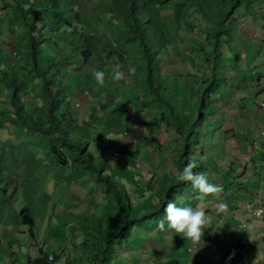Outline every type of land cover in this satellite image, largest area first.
Returning a JSON list of instances; mask_svg holds the SVG:
<instances>
[{
  "label": "crops",
  "instance_id": "obj_1",
  "mask_svg": "<svg viewBox=\"0 0 264 264\" xmlns=\"http://www.w3.org/2000/svg\"><path fill=\"white\" fill-rule=\"evenodd\" d=\"M36 1L0 0L1 84L6 83L5 76L13 75L14 71L19 72L20 45L26 34L24 12L29 15ZM98 1L100 6V0ZM72 3L75 17L71 23L77 20L79 30L87 32L88 28L91 33L93 22L90 18L81 19L77 15L80 4L77 0H72ZM103 6L101 5L102 8H108ZM238 9H241L243 17L232 19V30L221 45L222 56L216 67V78L213 80L214 65L209 69L205 67L204 76L201 77L195 74L196 65L192 64L193 69L189 68L182 72V77L172 80L170 91L175 96L174 114L179 115L176 126L172 128L164 121L157 124L153 115L149 117L143 114L147 101L141 95L142 87L128 76V65L125 66L118 57L111 55V72L107 73L110 66L94 69L103 71L108 76L111 74V77L116 71L125 73L121 82L112 79L111 83L107 82L111 89L98 87L92 77L93 72L91 71V76H87V66L78 63V59L75 64L65 63L63 68H59L68 105L77 116L74 141L88 146V153L96 164V157L92 153L99 154L104 150L95 148L92 153L89 152V139L83 136L88 129L83 126L84 119L88 117L87 111L97 114L98 120H102L103 115L111 114V127H114L127 156L120 158L115 154L101 163L106 165L108 161L111 163L112 160L117 162L120 159L122 164L118 163L119 160L118 165L127 168L129 174L136 173L137 179L131 183L129 190L123 186L118 190L120 195H113L107 188L112 182L103 171L102 176L96 180L82 165H68L60 161L51 152V145L21 146L22 138L37 134L22 128L18 122L17 125L4 123V127L0 128V155H4V160H7L0 165V197L4 203V209L0 208V247L5 244L11 250V243L22 234L26 235L27 232L19 230L23 225L19 213L28 206L35 221L33 233L31 229L29 232L33 239L30 247L34 249L36 258L46 254L56 256L62 264H93L89 255L81 249L87 244L79 245L78 239L75 243L79 247L74 246L73 242L71 251L68 247H63L61 242L59 245H48L45 239L48 229L53 225L56 227L58 224L60 228L64 225L66 238L71 222L88 221L90 229L99 226L100 233L94 230V234L87 231L83 234L87 238L92 236L96 243L105 245L106 237L101 234H111V219L114 222L120 221L122 209L130 217H142L155 209H162L168 185L177 180L178 172L187 163L195 161L197 167L193 171L206 174L210 182L222 186L221 199L228 204L224 212H217L212 206L207 207L211 221L202 237L204 245L194 247L191 241L174 236V233L169 235L166 224L163 231L159 228L152 229L157 218L163 219L158 213L152 215L153 221L134 225L124 239L114 245L115 252L111 260H105L107 264H253V261L255 264H264V222L252 219L246 210L248 204L256 208L264 204V109L259 107L264 102V0H241ZM109 11V8L108 11L104 10ZM112 19L111 13V21ZM115 27H119V24L111 26L112 32ZM68 52L59 47L54 55L58 58L67 57ZM190 62L196 61L193 62L191 58ZM78 88H82L84 93H80ZM67 91L71 93L70 97ZM101 92H105L104 97L100 101H94L92 98L99 96ZM202 97L204 110L198 118L199 107H195L198 111L194 114L193 122L189 123L188 108L196 105ZM8 99L0 96V116L10 107L11 100ZM40 101L42 102L41 99ZM26 105L35 111L42 107V104L37 107L35 102ZM124 108L137 110L138 117L135 121L133 115L128 117L127 125L131 130L124 129V113L120 111ZM162 108L164 107H160ZM11 109L14 112L13 107ZM146 129L155 134L154 140H150L144 133ZM132 132L142 134L134 137ZM12 139L15 140L11 141L12 145L3 144ZM16 142H19L18 145H13ZM53 166L57 168L55 171ZM9 176L10 186L7 184ZM31 179L35 184L30 186L28 182ZM22 185L23 190H19ZM196 194L189 182H181L173 199L179 207H195L198 203ZM116 197L120 198L119 201ZM113 201L120 206L115 208ZM102 224L106 225L105 230L101 228ZM76 232L80 233L79 229L76 228ZM48 246L51 249L58 247L61 256L50 252ZM30 258L24 256L21 264H27ZM102 262V259L97 258L95 264ZM0 264L15 262L0 259Z\"/></svg>",
  "mask_w": 264,
  "mask_h": 264
},
{
  "label": "trees",
  "instance_id": "obj_2",
  "mask_svg": "<svg viewBox=\"0 0 264 264\" xmlns=\"http://www.w3.org/2000/svg\"><path fill=\"white\" fill-rule=\"evenodd\" d=\"M231 2L234 4L222 12L217 21L218 25L207 30L208 38H211L214 46L213 55L207 56V62L215 63L216 65L214 66L213 80L217 76L216 67L219 65V60L222 56L221 45L229 37L232 30L230 22L235 15L239 0H231ZM71 4L72 0H37L35 6L33 4L30 9L29 15L24 12L26 34L24 41L20 45L19 72L14 71L11 76L4 75L6 83L10 87L11 104L8 113L14 114L15 121L17 120V122L22 124L30 133L39 135L42 132L43 138L47 137L50 140L51 152L60 161L68 165H82L92 175L94 174L93 171L97 170V166L88 153V146L73 139L74 134H76L74 128L77 125V116L68 105L64 83L61 79L63 77H61L58 69L63 68L65 63L74 64L71 63V60L76 61L77 59L78 63L85 65L87 54L90 51H95L94 41L99 38L86 35V33L71 24V18L75 13ZM161 4V0H109L110 12L116 16L119 22L121 21L124 27L118 29L119 37L125 40L129 46L134 47L137 55L141 58V66L134 63L138 75L135 74L131 77L138 86L145 88L149 94L148 101L145 99L147 101L146 107L149 106L148 102L152 104L159 101L160 103L157 106H165L175 116V120H178L179 115L174 114L175 111L170 106V102L166 99L164 100L162 93L159 92V90L162 91V87H160L162 86L160 56L166 52V47L170 44V40L167 39V35L158 21L160 15L158 7ZM183 24L186 25V21L181 20L180 26ZM60 37L68 39L64 42L59 39ZM59 44H62V46ZM59 47L63 51L69 50L67 57L58 58L54 55V52ZM111 48L112 44L109 43L107 52H104L106 56L115 55L126 66L128 56L119 49V46L112 48V52ZM71 57L72 59H70ZM95 59L96 57H93L92 62ZM140 70L142 71L141 73ZM85 74L91 76V71L87 69ZM18 76L24 78L25 85H19L16 82V77ZM32 78L33 81H31ZM28 79L29 81H27ZM30 82L34 84L33 90L40 87V94L37 98L42 99V107L37 111L26 105L23 100V97L30 93ZM17 89H20L22 94L18 95ZM203 103L204 100L202 99V105ZM12 107L14 112H12ZM120 111L131 114L132 110L124 108L120 109ZM183 127H181V130L186 132L187 128L184 127V130ZM132 134L134 137L136 136L135 132H132ZM136 134L141 135L142 133L137 132ZM4 158V155H0V165ZM101 176L102 173H99V178ZM8 178L7 184L10 186L11 176ZM180 184L181 182L174 180L168 185L162 211H164V206L169 200H174V192L180 187ZM108 188L112 192L114 185L110 184ZM116 199L119 201L120 198L116 197ZM157 210L155 209L151 214H146L142 217H130L122 209L120 214L123 215L120 221L114 222L111 219V234L104 239L106 243L104 251L107 252L108 250L109 253L110 246L112 256L115 252L114 245L121 242L134 225L153 221L152 215ZM19 216L24 225L31 227V233H33L35 221L31 208L28 206L24 207ZM96 257L98 258V256ZM105 260L102 264H107ZM28 264L54 263H50L48 255L43 254L37 259H29Z\"/></svg>",
  "mask_w": 264,
  "mask_h": 264
},
{
  "label": "rangeland",
  "instance_id": "obj_3",
  "mask_svg": "<svg viewBox=\"0 0 264 264\" xmlns=\"http://www.w3.org/2000/svg\"><path fill=\"white\" fill-rule=\"evenodd\" d=\"M77 2L80 4V6L78 5L79 11L77 15L81 16L80 18L84 20H86L87 18H90L91 21L93 22L92 23L93 30L91 33H89L88 28H86L87 32H84L83 30L81 31L86 33V35L92 36L94 38L95 37L99 38L98 40L94 41L95 51H90L87 54V62H85L87 69L94 72V69L96 68L101 69V68H106L110 66L109 68H107V73L111 72V57L106 56V54L104 53V52H107L106 50H107L109 43L112 44V48L114 47L117 48V46H119V49H121L128 56L127 58L128 67L129 66L134 67V63L136 65L141 66V58L139 55H137L136 49L132 46H129L127 42L121 39L117 33L119 28H124L121 21L119 22V20L116 18L114 14H112L113 19L111 21V12L110 11L104 12V10L108 11L109 0H100V4L103 6V3H104L105 6L103 7H108V8H102L101 5L99 6L98 0H79V1L77 0ZM161 2L162 4L160 5V7H158V9L160 10L158 21L161 25L162 30L166 33L167 39L170 40V44H168V46L166 47L167 51L160 56L161 68H162L161 78H160L162 82V86L160 87H162V91L159 90V92L162 93L161 94L162 98L164 100L166 99L167 101H169L170 106L173 108V105H175L173 98H175V96L170 91L173 79L177 80L179 77H182L183 76L182 72H185L189 68H192L191 66H193L194 64L196 65V67L193 66L196 69V70L194 69L196 72L195 74H199V76L201 77L204 76L205 67L209 69L210 67H212V65L216 66L215 63L207 62V56H211L214 53V46L212 45L213 41H211V38H208L207 30L208 28H212L218 25L217 21H218L219 16L222 14L224 10H226V8L232 7L234 3H232L231 0H221V1L220 0H161ZM72 5L73 3L71 4V7ZM238 5L239 3H237V8L235 10L234 17H238V16L243 17L241 9H238ZM82 6H83V10H82ZM74 17H75V13L73 17L71 18V20ZM181 20L186 21V25L183 24L182 26H180ZM111 22H112V25H111ZM117 23L119 24V27H115V29H113V32H112L111 26L114 27L116 26ZM230 23L232 24V20ZM71 24L75 25L77 29L79 30L80 24L79 22L77 23V20L72 22ZM59 39H62V41L65 42L67 41L68 38L60 37ZM59 45L62 46V44H59ZM112 48H111V52L113 50ZM93 57H96L94 62H92ZM161 58H164V59H161ZM191 58L193 62L194 61L196 62L195 63L190 62ZM71 63L75 64V61L71 60ZM72 67H74V65H72ZM71 68H68V70H70ZM141 72L142 71L140 70V73ZM135 74L138 75V72H135ZM23 79L24 78H22V76H18L16 77V82L19 85L20 84L25 85V82ZM27 81H29V79ZM31 81H33V78L31 79ZM108 81L111 83V74L109 76L106 75V83H105L106 89L108 88L111 89V86L109 85L107 86ZM29 85H30V88H29L30 93L23 97L24 103L29 104L30 102L32 103L35 102L36 106L39 107L42 104V102L40 101L41 98L39 99L37 98L38 95L40 94V91H39L40 87L33 90L34 84L30 82ZM175 87H176V84L174 83L173 88ZM3 89L5 90V92H3ZM8 89H10L8 83H2V84L0 83V94L4 96L5 98L10 99V92H8ZM78 89L80 93H84L82 88L81 89L78 88ZM17 91H18V95L22 94L20 93V89H17ZM110 91L111 90H108V92ZM67 93H68V96L70 97L71 93L69 91H67ZM141 93H142L141 95H144L143 98L147 99L148 101L149 94L147 93L145 88L143 87L141 88ZM194 94H193V97H194ZM104 95H105V92H101L99 96L93 97L92 99L94 101H100L101 98L104 97ZM158 103L160 102L158 101ZM158 103L150 104L148 102L149 106L144 108L146 111L143 114H146L149 117L150 115H153V120L156 121L157 124L160 121H164L165 123L169 125L170 128H172L173 126H176V120L173 117V115L170 113V111L167 108H165V106L164 108L160 109V106H157L159 105ZM188 103H191V102H188ZM195 104L196 105L190 106L188 108L190 111L189 116L187 117V115H185V117H187V119L189 120V123L193 122L194 114H196V111H198L195 109V107L197 106L199 107V111L197 114L198 118L204 110L202 107V100H200L199 102ZM9 108L10 107H7L6 110L4 111V114L0 116V120H2L0 121V128L4 127L3 126L4 123L5 125H8V124L17 125L18 124L22 128H25L19 122L17 123V120L15 121L14 114L8 113ZM134 109L135 110H132L131 114H127V113L122 114L123 120H124L123 121L124 129L127 128L128 130H131L129 128L130 126L127 125L128 117L133 115V120L135 121L137 119L138 117V115L136 114L137 110L136 108ZM87 112H88V117L84 119L85 121H84L83 126H86L88 129L84 132L83 136H87V139H89L88 140L90 144L89 152L92 153V151L95 148H98V149L103 148L104 150V152H101L99 154L92 153L96 157V166L98 168L97 170L98 174L97 176L92 174L93 176L91 175V177L93 179L98 180L99 173H102L103 171L104 174L110 178L113 185L118 188L117 190L113 188L111 193H113V195H120L119 194L120 191H118L119 188L121 189V187L124 186L126 190H129L131 183L137 179L136 173L135 175L129 174L127 172V168H124L123 166H119L118 163H120V165L122 164V160L120 159H118V161L120 160L119 162L117 161L118 163L115 162L114 160H112L111 163L109 161L108 163L105 162L108 159H111V157L114 156L115 154H117V157L120 156V158L127 156L126 155L127 151L125 147L121 145L120 140H118V136L114 130V127H111V114L108 116L103 115L102 120H98L99 116L97 114L95 115L93 111H87ZM168 118H170V120H168ZM92 121L99 122L100 124L99 125L93 124ZM165 130H168V129L165 128ZM144 133L147 134V137L150 138V140H154V138H156L155 134H151L150 130L148 129H146V132L144 131ZM165 133H167V131ZM42 134L43 133L40 132V134L37 136L29 135L30 138H22L21 146L27 147V146L36 145V146L48 147V145H51L50 140L47 137H46L47 139L43 138ZM11 141L14 142L15 140L12 139L8 141H4L3 144L10 146L12 145ZM30 141H34V142H30ZM18 143L19 142L13 143V145H18ZM150 144H153L155 146V143L153 141H150ZM6 160L7 159L5 160L3 159V162H5ZM8 160H10V158H8ZM103 160H105L104 162L106 163V165H102L101 162ZM56 169L57 168L53 166V171H55ZM28 183L31 186L32 184H35V181L31 179L29 180ZM104 184H105V181L103 182V185ZM22 187L23 185L19 188V190H23ZM16 195H18V192ZM1 199L3 198L0 197V208L1 210H3L4 203L1 201ZM115 203L113 201V204L115 205L113 206L115 208L120 206L119 203L118 204L117 203L115 204ZM108 211H109V214H111L110 206L108 207ZM158 213L160 214L161 217L164 218V212L162 211L161 208L155 212V214H158ZM155 217H158V216L156 215ZM20 220L22 223L21 218ZM160 220H161L160 218L159 219L157 218V222L155 221V224L151 228L152 229L158 228L157 224ZM71 224L72 225L69 226L68 234L66 238L64 235L65 233L64 225H62L61 228H60V225L58 224L56 227L54 225L51 226L48 229L47 236L45 238L48 245H54V243H57L59 245L61 242V245L63 247H68V249L71 251V245H73V242L75 243V240L78 239L79 245H81L82 243L87 244L85 248H81V249L86 255H89L91 263L95 264L97 262L96 256H98L99 259H102V261H104L105 259L111 260V255L110 256L108 255V250L107 252L104 251V249H106L105 245L101 243L103 246V249H102L101 245H99L100 243L99 244L96 243V240H94L92 236L91 238H87L83 234L84 231L94 234L93 232L94 230L97 231V233H100L99 226H97L96 228H93L92 230L90 229L89 222L88 221L83 222L82 220L81 221L74 220L73 222H71ZM105 226H106L105 224H102L101 228L105 230ZM30 228L31 227L29 225H24V224L19 227L20 231L27 232V233L26 235L22 234L20 238L17 236V238L19 239L18 240L16 239V241L11 243V246H12L11 250L7 247L8 245H5V244L3 247H0V259L1 260L10 259V260H13L15 264H21L24 261V256L25 258L31 257L30 259L32 260L37 259L36 255L34 254V249L30 247L32 240H33L29 232ZM76 228L79 229L80 233L76 232ZM82 234H83L82 237L87 240L82 239L81 237ZM101 236L106 237V238L108 237V236H104L103 234H101ZM79 245H77L76 243L74 244V246H78V247ZM48 247L50 248V246ZM50 252L56 253L55 255L61 256L60 249L56 246H54L50 250ZM109 253L111 254V251ZM27 254H30V257H27ZM54 258L56 262L55 264H62V261L60 260L58 261V258H56L55 256ZM93 258H96V259H93Z\"/></svg>",
  "mask_w": 264,
  "mask_h": 264
},
{
  "label": "clouds",
  "instance_id": "obj_4",
  "mask_svg": "<svg viewBox=\"0 0 264 264\" xmlns=\"http://www.w3.org/2000/svg\"><path fill=\"white\" fill-rule=\"evenodd\" d=\"M135 67L129 66L127 74L129 77L135 75ZM92 77L98 87L105 86L106 74L103 71H94ZM125 78V73L116 71L111 79L120 81ZM197 167L195 161L187 163L182 171L178 172L177 180L189 182L197 193L195 199L198 203L195 207H179L174 200H169L164 206V218L160 220L157 227L163 231L165 224L169 235L180 236L184 240L191 241L194 247L204 245L202 237L205 230L209 228L211 217L207 214V207L212 206L217 212H224L228 204L221 199L223 187L209 181L204 173H195ZM257 217L264 216V208L256 210ZM173 236V237H174ZM232 257L230 256L229 259ZM255 264V261H253Z\"/></svg>",
  "mask_w": 264,
  "mask_h": 264
},
{
  "label": "built area",
  "instance_id": "obj_5",
  "mask_svg": "<svg viewBox=\"0 0 264 264\" xmlns=\"http://www.w3.org/2000/svg\"><path fill=\"white\" fill-rule=\"evenodd\" d=\"M113 47H114V45H113ZM115 48V47H114ZM115 56V55H114ZM259 107L261 108V109H264V102L263 103H260L259 104ZM263 136H264V134H263ZM97 170H98V168H97ZM97 170L95 169L94 171H93V173H94V175L95 176H97ZM260 208H264V204H262L259 208H256L255 206H253V205H251V204H248L247 206H246V210H247V212H248V214L252 217V219H254V220H256V221H259V222H264V216H260V217H257L256 215H255V213H256V210L257 209H260ZM48 260H49V262L50 263H56L55 262V258H54V256L53 255H48Z\"/></svg>",
  "mask_w": 264,
  "mask_h": 264
}]
</instances>
